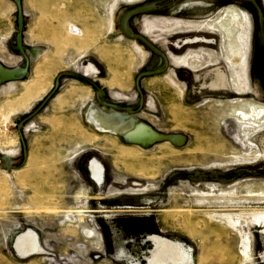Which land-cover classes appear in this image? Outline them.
Listing matches in <instances>:
<instances>
[{"label":"rangeland","instance_id":"374dc122","mask_svg":"<svg viewBox=\"0 0 264 264\" xmlns=\"http://www.w3.org/2000/svg\"><path fill=\"white\" fill-rule=\"evenodd\" d=\"M255 2L263 38L248 0H0V264H159L176 245L189 264H264V125L233 113L264 106ZM216 71L230 86L209 88Z\"/></svg>","mask_w":264,"mask_h":264},{"label":"bare ground","instance_id":"6f19581e","mask_svg":"<svg viewBox=\"0 0 264 264\" xmlns=\"http://www.w3.org/2000/svg\"><path fill=\"white\" fill-rule=\"evenodd\" d=\"M229 18H230V22L229 23H227V20L225 18L223 20L220 19L221 21L218 22V25L222 29V31H224L226 34H228L232 38V40L230 41L231 50L234 51L236 54H239L240 50H241L240 49L241 47L239 46V48H238L236 46L238 44V42L235 39L234 33L230 29V26H231L232 22L235 21L236 18L233 17V16H231ZM70 32L75 33L76 35L80 34L79 30H74L73 31L72 29H70ZM241 57L244 58L245 57V53ZM0 73H1V71H0ZM12 77H13V74L1 73L0 81L6 80V79H9V78H12ZM233 113H234L235 117H237V119H238V121L240 123H246V124L248 123V124L253 125V127L255 126L256 128L262 127V125H264V106L254 107L252 105V103H245L243 106L240 107V109H237V110L233 111ZM90 170H91L93 179L98 184H101L102 179H103L102 167L100 165H97V164L93 163L91 165V167H90ZM252 218H253V222H256L257 224H260L262 221L264 223V217H261L259 215L257 216V213ZM30 244H31L30 241L24 240V241L21 242L20 247H21L22 250H24V248L26 246H30ZM180 246H178V245H176V246H165L163 252L159 253L160 257L158 259V263L159 264H163V263H166V262H177V263L189 264L190 260H191L190 256Z\"/></svg>","mask_w":264,"mask_h":264},{"label":"crops","instance_id":"0c3cea01","mask_svg":"<svg viewBox=\"0 0 264 264\" xmlns=\"http://www.w3.org/2000/svg\"><path fill=\"white\" fill-rule=\"evenodd\" d=\"M230 11H233V10H230ZM187 25H196V26L200 25L201 26L199 29H193V28L188 29V28H186V30H189V32H195V31H198V30L204 28L203 23L191 22V23H189ZM249 28H251L250 21H249ZM192 42H194V40ZM196 59L198 60V55L196 56ZM173 63L176 66H180L182 64H186L183 59H179V60L173 59ZM228 65H229V70H230V76H231V79H232V87H233L234 91H236L237 94H240V95L246 94L248 92V90H249L246 66L244 64H242V66H237V68L235 69V66L231 65L230 63H228ZM196 67L197 66L195 64L191 65V68H193V69H195ZM213 76H214L213 80L209 84V88L210 89L217 90V89H225V88L228 87L229 84H228V80H227V75H225L223 72L216 71V72L213 73ZM252 105L254 107H260L261 106V105H256V104H253V103H252ZM136 126L137 125H135V124L134 125L133 124L130 125V122L129 123L126 122L123 126L113 125L112 128H114L117 133H120L123 136L130 137L136 131ZM93 162H96V161H92L90 163L89 172H90V175H91V179L95 182V180L92 177L91 170H90L91 164ZM102 183H103V179H102V182H101L100 185H98L95 182V184L98 185V186H101Z\"/></svg>","mask_w":264,"mask_h":264},{"label":"water","instance_id":"95a60500","mask_svg":"<svg viewBox=\"0 0 264 264\" xmlns=\"http://www.w3.org/2000/svg\"><path fill=\"white\" fill-rule=\"evenodd\" d=\"M252 5H253V7L256 9V11H257V14H258V22H259V27H260V36H261V38H263V35H262V32H261V29H262V25H263V15H262V13H261V10H260V8H259V6L257 5V3L255 2V0H248ZM133 38H136V39H138V40H140L146 47H148L151 51H153V52H155V53H157V54H159V55H161L162 57H163V55L162 54H160L148 41H146L144 38H142L141 36H133ZM146 75H148V74H140V76L137 78V80H136V88H137V91H138V93H139V95H140V107H139V109L141 108V106H142V103H143V97H142V94H141V91H140V89H139V86H138V81H139V78H141V77H143V76H146ZM57 87H58V83H56L55 84V88H54V90L52 91V93L42 102V104L37 108V110L33 113V114H31L30 116H28L27 118H25V120L20 124V127H21V125L24 123V122H26L27 120H29L30 118H32L34 115H36L39 111H40V109L49 101V99H50V97L53 95V93L56 91V89H57ZM96 89H98L96 86H94ZM98 91V94H97V96H96V99H97V101H98V103L99 104H101L102 106H105V107H108V108H111V109H113V110H117V111H123V112H126L127 114H133V113H135V112H133V111H131V110H129V109H127V108H118V107H116V106H113V105H109V104H104V103H102L100 100H99V95L100 94H102V92L98 89L97 90Z\"/></svg>","mask_w":264,"mask_h":264}]
</instances>
